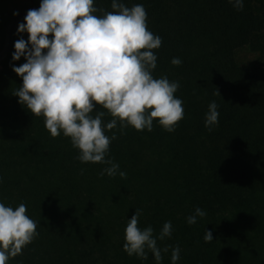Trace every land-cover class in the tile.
I'll use <instances>...</instances> for the list:
<instances>
[{"label":"trees","instance_id":"16d2710c","mask_svg":"<svg viewBox=\"0 0 264 264\" xmlns=\"http://www.w3.org/2000/svg\"><path fill=\"white\" fill-rule=\"evenodd\" d=\"M121 2L142 4L148 30L161 38L152 74L179 82L183 119L172 133L155 122L151 132L129 127L121 134L119 124L106 131L117 136L106 159L126 177L100 176L108 165L81 164L69 138H52L43 117L13 95L22 79L12 68L26 62L12 60L14 43L28 40L17 34L28 10L14 17L0 53V202L24 203L38 236L8 264H155L150 252L142 260L123 251L135 210H141L138 227L151 226L154 235L171 221V237L157 241L169 248L162 264H171L176 246L177 264H264V61L238 66L234 57L254 42L264 47V12L249 0L242 11L228 0ZM94 6L112 11L111 0ZM173 58L182 63L172 65ZM211 101L219 117L209 132L204 118ZM196 207L206 216L188 225ZM205 231L212 242L204 241Z\"/></svg>","mask_w":264,"mask_h":264},{"label":"clouds","instance_id":"9594fccd","mask_svg":"<svg viewBox=\"0 0 264 264\" xmlns=\"http://www.w3.org/2000/svg\"><path fill=\"white\" fill-rule=\"evenodd\" d=\"M228 3L243 10V0ZM111 9H98L94 0H41L38 9L28 10L17 28V34L27 33L28 40L14 43L12 60L23 57L26 62L12 68L22 79L13 95L32 116L43 117L52 138L61 134L69 138L81 164L108 165L100 176L125 178L119 165L106 159L111 141L117 138L115 132L109 137L106 131L119 124L121 134L129 127L151 132L155 122L172 133L184 108L175 96L179 82L152 74L157 67L153 50L162 40L148 30L144 6L126 7L121 0H111ZM181 63L180 58L171 60L174 66ZM105 116L111 117L107 123ZM218 117V105L211 101L204 118L209 132L218 126ZM26 211L24 203L13 208L0 202V264L21 255L38 236L37 224ZM140 215L141 210H135L127 222L123 251L142 260L150 252L155 264H162V252L169 248L161 249L157 241L171 237V221L154 235L151 226L138 227ZM205 216L196 207L186 222L194 225ZM203 239L212 242V233L205 231ZM180 251L179 246L172 248L171 264H177Z\"/></svg>","mask_w":264,"mask_h":264},{"label":"rangeland","instance_id":"374dc122","mask_svg":"<svg viewBox=\"0 0 264 264\" xmlns=\"http://www.w3.org/2000/svg\"><path fill=\"white\" fill-rule=\"evenodd\" d=\"M40 2L41 0H0V53L6 46L12 19L27 10L39 7ZM249 4L264 12V0H249ZM13 13H18V15H13ZM256 41H259V38ZM262 43H264V35ZM234 57L238 66L253 67L264 61V47L257 46L254 42L236 50Z\"/></svg>","mask_w":264,"mask_h":264},{"label":"water","instance_id":"95a60500","mask_svg":"<svg viewBox=\"0 0 264 264\" xmlns=\"http://www.w3.org/2000/svg\"><path fill=\"white\" fill-rule=\"evenodd\" d=\"M17 18H18V16L15 17V19H17Z\"/></svg>","mask_w":264,"mask_h":264}]
</instances>
